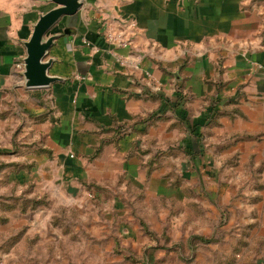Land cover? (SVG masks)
Instances as JSON below:
<instances>
[{
    "label": "crops",
    "instance_id": "1",
    "mask_svg": "<svg viewBox=\"0 0 264 264\" xmlns=\"http://www.w3.org/2000/svg\"><path fill=\"white\" fill-rule=\"evenodd\" d=\"M57 6L0 0V134L15 133L1 146L18 150L13 177L29 165L31 181L47 192L60 186L79 214L114 204L123 213L129 196L155 213L158 200L160 229L173 202L175 223L209 239L192 240L222 242L223 264H256L264 253V0H81L45 35L54 36L44 60L58 79L26 88L23 43ZM110 32L129 43L109 44Z\"/></svg>",
    "mask_w": 264,
    "mask_h": 264
},
{
    "label": "rangeland",
    "instance_id": "2",
    "mask_svg": "<svg viewBox=\"0 0 264 264\" xmlns=\"http://www.w3.org/2000/svg\"><path fill=\"white\" fill-rule=\"evenodd\" d=\"M10 137L0 134V264H223L222 242L202 245L192 240L196 235L175 223L173 202H168L167 224L160 229L158 200H151L155 213H148L146 204L136 207L129 196L122 198L127 209L123 213L114 204L79 214L66 207L60 186L53 184L47 192L44 184L31 181L24 174H29V165L15 179L12 174L21 171L14 159L18 150L14 142L8 149L1 147ZM87 198L88 206L96 207L95 199ZM216 233L221 235L222 229L210 236ZM199 245L202 252L197 254ZM255 260L264 263V253Z\"/></svg>",
    "mask_w": 264,
    "mask_h": 264
},
{
    "label": "water",
    "instance_id": "3",
    "mask_svg": "<svg viewBox=\"0 0 264 264\" xmlns=\"http://www.w3.org/2000/svg\"><path fill=\"white\" fill-rule=\"evenodd\" d=\"M58 5L40 14L32 27V32L23 45L26 56L23 59V81L26 88L47 87L56 77L48 74L51 60L44 57L54 36L45 38L51 26L62 16L72 15L81 6V0H51Z\"/></svg>",
    "mask_w": 264,
    "mask_h": 264
},
{
    "label": "built area",
    "instance_id": "4",
    "mask_svg": "<svg viewBox=\"0 0 264 264\" xmlns=\"http://www.w3.org/2000/svg\"><path fill=\"white\" fill-rule=\"evenodd\" d=\"M106 41L113 45V46H125L126 44L129 43L128 39L122 38V36L119 33H108L105 36ZM91 197V194H89Z\"/></svg>",
    "mask_w": 264,
    "mask_h": 264
},
{
    "label": "trees",
    "instance_id": "5",
    "mask_svg": "<svg viewBox=\"0 0 264 264\" xmlns=\"http://www.w3.org/2000/svg\"><path fill=\"white\" fill-rule=\"evenodd\" d=\"M194 132V131H193ZM197 239H199L200 241H209V239L201 237V236H195ZM194 238V237H193Z\"/></svg>",
    "mask_w": 264,
    "mask_h": 264
}]
</instances>
